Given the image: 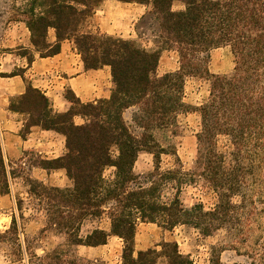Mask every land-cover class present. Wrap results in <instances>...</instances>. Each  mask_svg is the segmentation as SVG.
Instances as JSON below:
<instances>
[{
	"label": "trees",
	"instance_id": "1",
	"mask_svg": "<svg viewBox=\"0 0 264 264\" xmlns=\"http://www.w3.org/2000/svg\"><path fill=\"white\" fill-rule=\"evenodd\" d=\"M14 21L24 23L30 43L40 57L59 53L60 42L71 39L86 69L110 68L114 88L109 98L81 102L67 90L64 97L70 108L53 111L49 99L29 83L25 92L11 101L8 109L29 116L20 134L31 126L52 130L65 139L66 153L43 159V169H63L71 187L46 186L28 178L29 193L44 198L49 222L72 236L87 217L109 220V232L94 229L84 239L76 234L71 243L95 247L104 245L109 235L123 242V264H157L159 256L167 264H193L178 250L175 242H163L160 254L154 249L134 256V235L138 222L157 223L165 229L187 224L203 235L226 228L235 232L246 253L264 263V223L260 234L250 242L253 223L264 217V0H180L184 8L173 10L177 0H117L150 5L159 25L162 46L147 50L131 40L78 31L81 21L90 16L102 0H14ZM54 29L56 41L47 43V31ZM228 46L234 58L228 76L210 74L205 54L212 48ZM175 50L177 71L157 74L160 54ZM27 63L33 53L23 48ZM13 74L12 76H15ZM209 77L207 99L196 111L200 129L196 134L195 174L216 194V203L205 209L201 203L182 206L176 193L161 199L160 187H132L133 166L140 151L153 155L156 169L162 154L169 152L155 141L154 129H167L177 114L185 110L184 78ZM136 107L133 121L142 130L135 135L123 113ZM84 122L76 124L74 117ZM226 138L230 149H219V138ZM115 151V153H114ZM113 167L110 178L104 170ZM7 170L0 144V182L8 193ZM167 170L165 180L177 179L178 186L192 181ZM257 202L263 204L258 208ZM17 209L19 205L17 204ZM11 229H15L12 219Z\"/></svg>",
	"mask_w": 264,
	"mask_h": 264
},
{
	"label": "rangeland",
	"instance_id": "2",
	"mask_svg": "<svg viewBox=\"0 0 264 264\" xmlns=\"http://www.w3.org/2000/svg\"><path fill=\"white\" fill-rule=\"evenodd\" d=\"M18 2L0 0V107L4 104L9 107L10 102L17 98V96H7L6 93V88L13 86L15 78L19 80L24 76L25 81H28L27 74H24L22 68L25 63L20 56L24 52L23 44L27 29L24 23L14 21L10 13L12 6L18 5ZM123 3L127 2L116 3L118 6L116 13L105 21L99 19L100 13H97L99 7H96L90 16L81 21L78 31L131 40L137 46L147 50L160 48L162 44L159 38V25L151 12L150 5H146L144 12L139 13L136 8L143 10L144 7ZM126 8H135L136 12L132 11V17L127 18L124 15L128 13ZM171 8L181 10L184 5L177 0L172 3ZM164 52L165 58L162 59L158 75H163L165 74L163 72L174 68H176L174 71H177L179 66L178 55L174 49L164 50ZM205 58V65L210 74L228 76L233 72L234 58L228 46L210 49L205 54ZM13 74L17 77H13ZM208 90V76H185L183 102L187 108L177 114L173 126L152 131L155 141L169 152L175 151V154H162L159 167L156 169L153 155L144 150L140 151L133 166V173L137 178L132 187L157 184L160 187L162 200H169L177 193L185 208L198 203H201L205 209L214 206L216 203L214 191L205 180L197 174L193 175L197 152L196 134L200 129V117L196 109L207 99ZM66 92L67 90L64 95ZM137 113V108L133 107L124 111L123 117L131 131L139 136L142 130L133 121ZM76 117L74 121L76 124L84 122L82 117ZM23 118L21 130H24V125L29 122L27 114ZM218 144L221 151L230 149L226 138L220 137ZM25 156L27 165L18 162L7 163L4 158L8 172V193L2 192L0 182V195L5 196V201H0V264H123V242L116 236L109 237L106 244L95 247L71 243L76 234L84 239L94 229H106L109 232V220L106 215L100 218L87 217L81 222L78 232L72 236L58 230L49 222L50 215L46 210L44 198L29 193L30 185L27 181L30 178L28 171L31 166L41 167L44 158L35 151H27ZM167 170L174 171L175 178H182L178 177V173L187 174L183 176L187 180L190 178L188 174L193 175L194 178L178 186L177 179L176 181L165 180L160 177ZM113 171V167H107L104 170V176L110 178ZM39 182L46 186L71 187L67 185L68 181L66 185H63L58 176L54 175L50 180ZM257 206L261 208L263 204L257 202ZM13 218L15 229H11ZM257 219L252 225L249 239L251 243L256 242L254 239L260 234L259 224L264 223V217ZM163 242H175L179 252L189 257L193 264H254L258 261L257 258L246 253L247 247L237 234L226 228L218 229L211 235H203L187 224L177 225L169 230L157 223H137L134 235V256L138 251L147 249H154L160 254ZM157 264H167L166 259L159 256Z\"/></svg>",
	"mask_w": 264,
	"mask_h": 264
},
{
	"label": "crops",
	"instance_id": "3",
	"mask_svg": "<svg viewBox=\"0 0 264 264\" xmlns=\"http://www.w3.org/2000/svg\"><path fill=\"white\" fill-rule=\"evenodd\" d=\"M116 3L121 2L117 0H102L99 3L97 13H100L98 16L101 21L107 20L116 13V9H118ZM123 4L144 7L143 10L136 8L139 13L144 12L146 6V4L134 2ZM113 9L115 10L113 11ZM126 9H128V13H124V15L127 18L132 17V11L135 8ZM46 40L49 44L56 41L54 29H48ZM23 47L33 53V60L30 64L27 63L25 57L20 55L25 63L22 68L24 69V74H27L28 81H25L24 76L20 77L19 80L15 78L12 83L13 86L6 88L7 96H19L23 94L26 89L25 85L29 83L45 94L50 101L53 111L65 112L70 108L69 101L64 97L66 90H70L83 103L106 99L111 95L114 84L110 74V68L103 66L97 69H86L71 39H64L60 42V50L56 55L40 57L30 43V33L27 30ZM164 53L162 51L160 54L157 73H159L162 59L165 58ZM174 70L176 68L163 73ZM13 77L17 76L15 75ZM131 108L133 107L128 109ZM24 115V113L9 110L7 104L0 107V144L7 163L18 162L22 165H27L28 162L25 156L27 151H35L44 159H54L66 153L65 139L63 135L55 131L45 130L39 126H31L29 132L22 137L20 130L24 122ZM76 118L74 117V121H76ZM53 175L58 176L59 181H61L60 183L63 185H66L65 183L68 181L69 184L67 185L71 186V180L66 176L63 169H43L32 165L30 171H28L30 178L39 181L50 180ZM4 197V195H0L1 202L5 201ZM104 230L106 231V229ZM112 236L109 235V237Z\"/></svg>",
	"mask_w": 264,
	"mask_h": 264
}]
</instances>
